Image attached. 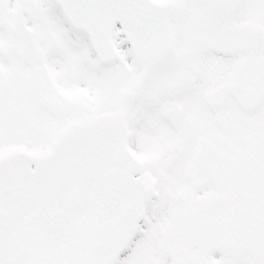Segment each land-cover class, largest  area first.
Here are the masks:
<instances>
[{
    "label": "snow or ice",
    "instance_id": "obj_1",
    "mask_svg": "<svg viewBox=\"0 0 264 264\" xmlns=\"http://www.w3.org/2000/svg\"><path fill=\"white\" fill-rule=\"evenodd\" d=\"M0 264H264V0H0Z\"/></svg>",
    "mask_w": 264,
    "mask_h": 264
}]
</instances>
